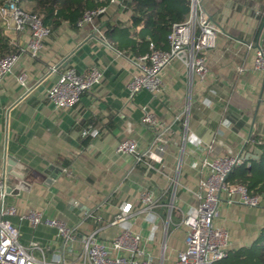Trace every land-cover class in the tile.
I'll list each match as a JSON object with an SVG mask.
<instances>
[{
	"label": "crops",
	"instance_id": "1",
	"mask_svg": "<svg viewBox=\"0 0 264 264\" xmlns=\"http://www.w3.org/2000/svg\"><path fill=\"white\" fill-rule=\"evenodd\" d=\"M202 7L217 32L216 46L207 52L209 75L204 82L192 76L182 53L165 69L158 97L143 91L130 98L127 85L137 70L129 59L134 56L111 44L127 27L131 9L110 7L96 22L102 36L89 25L62 23L37 57L25 50L28 31L6 32L3 24L20 58L0 83V178L9 182L6 202L17 215L8 219L19 230L21 245L61 244L55 229L34 228L22 219L31 210L78 227L80 236L97 232L106 241L120 232L112 225L119 209L132 204L129 224L142 235L143 248L155 261L170 263L186 248L182 215L198 208L194 194L201 192V161L209 158L211 146L249 164L259 157L264 73L255 69V51L247 45L264 44V0H202ZM109 29L117 30L111 36ZM67 67L81 75L99 67L104 77L78 105L56 110L46 93ZM21 74L27 89L17 81ZM144 108L167 128L164 143H154L155 133L143 122ZM89 129L97 135L85 134ZM128 139L147 153L152 169L117 153ZM144 189L157 200L149 215L138 214ZM216 223L229 229L230 249L248 247L264 228V204L258 209L223 205Z\"/></svg>",
	"mask_w": 264,
	"mask_h": 264
},
{
	"label": "built area",
	"instance_id": "2",
	"mask_svg": "<svg viewBox=\"0 0 264 264\" xmlns=\"http://www.w3.org/2000/svg\"><path fill=\"white\" fill-rule=\"evenodd\" d=\"M190 14L184 23L174 24L168 35V50L156 49L150 44V52L129 61L136 68L127 89L130 98L147 91L158 97L164 88L163 73L174 59H181L186 53L184 63L192 76L204 82L209 75L207 52L216 46L217 32L210 17L202 7V0H188ZM110 7L125 8V0H109V4L84 12L77 22L78 28L92 26L102 36V30L96 22L105 17ZM0 16L7 28L6 32L21 33L28 31L30 39L26 52L37 57L44 42L53 30L46 26L36 15L24 12L18 7V0H5L0 5ZM68 23V22H66ZM255 51L254 67L264 73V44L247 45ZM20 55L15 53L0 57V83L11 76ZM51 73L57 72L56 68ZM104 77L99 67H92L86 75H81L72 67H67L58 81L47 90V100L56 110L71 109L79 104L85 93L95 90ZM17 81L27 89V77L21 74ZM143 122L155 133L154 143L165 142L167 128L156 117L143 109ZM181 114L177 119L182 116ZM87 135L95 137L96 130L89 129ZM117 153L133 157L137 164H145L147 169L153 166L145 162L147 153L141 152L135 139L122 141ZM209 158L201 161L204 177L201 192L194 194L199 201L196 211L182 215V225L188 230L186 248L177 253L174 261L165 263L164 259L155 261L143 248V237L132 230L129 218L134 215L133 205L126 204L119 209L112 225L120 228L119 234L110 240H102L98 233L79 235L78 227L68 226L55 217L45 216L43 212L31 210L22 219H26L34 228L45 225L57 231L61 244L41 245L32 241L28 246L19 242L20 232L8 219L17 215V208L7 206L9 182L6 176L0 178V264H218L229 257L231 235L227 227L218 225L223 205L242 206L258 209L264 204V196L253 195L239 184H229L228 177L241 165L250 167L238 156H227L210 149ZM157 206L153 192L144 189L140 195L138 214L149 215ZM136 214V213H135ZM164 258V257H163Z\"/></svg>",
	"mask_w": 264,
	"mask_h": 264
},
{
	"label": "trees",
	"instance_id": "3",
	"mask_svg": "<svg viewBox=\"0 0 264 264\" xmlns=\"http://www.w3.org/2000/svg\"><path fill=\"white\" fill-rule=\"evenodd\" d=\"M3 3L4 1L0 0V5ZM108 4L109 0H18L21 10L36 15L52 30L64 22L76 26L85 11ZM128 9L132 10V18L127 27L120 31L119 37L111 38V44L119 51L134 56L133 58L149 53L150 44L156 49L168 50V35L172 26L184 23L190 14L188 0H125L124 10ZM139 24L143 25L140 31L133 33L129 30H135ZM116 30L109 29L108 32L113 36ZM15 50L4 32L0 16V57L15 54ZM259 148L260 155L250 161V167L245 164L236 167L227 182L243 185L253 195L264 196V143ZM224 263L264 264V228L252 245L229 249V257Z\"/></svg>",
	"mask_w": 264,
	"mask_h": 264
},
{
	"label": "rangeland",
	"instance_id": "4",
	"mask_svg": "<svg viewBox=\"0 0 264 264\" xmlns=\"http://www.w3.org/2000/svg\"><path fill=\"white\" fill-rule=\"evenodd\" d=\"M218 264H225L224 262H220V263H218Z\"/></svg>",
	"mask_w": 264,
	"mask_h": 264
},
{
	"label": "water",
	"instance_id": "5",
	"mask_svg": "<svg viewBox=\"0 0 264 264\" xmlns=\"http://www.w3.org/2000/svg\"><path fill=\"white\" fill-rule=\"evenodd\" d=\"M9 190V189H8Z\"/></svg>",
	"mask_w": 264,
	"mask_h": 264
}]
</instances>
